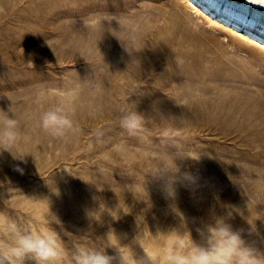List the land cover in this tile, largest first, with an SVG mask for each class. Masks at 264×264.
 <instances>
[{
	"label": "rangeland",
	"instance_id": "rangeland-1",
	"mask_svg": "<svg viewBox=\"0 0 264 264\" xmlns=\"http://www.w3.org/2000/svg\"><path fill=\"white\" fill-rule=\"evenodd\" d=\"M0 2V45L3 44L0 46V110L9 111L10 117L18 121L22 134L19 149L27 155L25 162L13 160L7 152L0 155V211L22 224L30 222L37 231L43 232L47 227L44 220L47 207L26 201L12 188L28 197H47L51 212L60 221L59 225L50 227L60 234L65 247L71 249L77 243H88L113 257L112 264H120L118 240L122 247L126 246L121 251L130 248L136 260L147 258L148 264H164L162 257L172 241L160 231L182 225L175 209L184 217L197 244L204 243L206 226L223 218L233 231L241 233L248 245L264 253V177H261L264 167L252 169L250 166L256 159L264 163V50L236 38L232 31L206 22L180 0ZM95 19L107 21L103 29L90 27V21ZM114 36L130 51L134 47L145 49L129 55ZM106 40L109 41L106 43ZM135 59L145 62L139 67ZM151 73L155 75L149 76ZM98 74L104 75L106 85ZM76 85L80 88L71 107L75 109L77 131L54 137L38 127L40 114L50 104L61 101V97L50 92ZM126 95L130 96L129 100ZM128 103L145 115L143 130L134 134L120 123ZM154 105L162 106L164 113ZM215 110L221 111L220 115ZM189 112L195 121L185 118ZM177 119L182 122L178 123ZM189 152L201 155L200 160L183 158ZM174 154L183 158L174 161L180 170L175 177L151 176ZM17 167L23 169V174L15 170ZM185 175L193 179H185ZM143 177L147 193L142 187ZM169 185L174 189L173 197L167 195ZM53 186L58 189V196L51 192ZM253 221L254 232L248 224ZM83 236L89 239H76ZM25 264H35V261L26 260Z\"/></svg>",
	"mask_w": 264,
	"mask_h": 264
},
{
	"label": "clouds",
	"instance_id": "clouds-1",
	"mask_svg": "<svg viewBox=\"0 0 264 264\" xmlns=\"http://www.w3.org/2000/svg\"><path fill=\"white\" fill-rule=\"evenodd\" d=\"M104 22L107 21L104 19L92 20L90 27L103 29ZM114 37L129 55L133 52L140 53L145 49L134 47L130 51L128 46L123 44L118 37ZM45 43L47 44V42ZM137 61L140 67V62ZM79 88L80 85H76L68 90H52L50 94L61 97V101L50 104L40 114L38 127L54 137H65L67 133L77 131L73 118L75 109L71 105ZM128 105L120 123L129 133L134 134L143 130L145 117L135 110L134 104L128 103ZM21 137L18 121L12 115L10 117L9 111L0 110V155L7 152L13 160L25 162L27 155H23L19 149ZM177 158L199 161L201 155L195 152H189L183 158L176 154L169 155L167 164L158 168L151 176L159 177L163 174H170L171 177H175L180 171L174 162ZM15 170L23 174V169L17 167ZM184 178L193 179L188 175H185ZM143 185L144 177L142 187L146 192ZM12 190L21 193L23 198L30 203L43 204L47 207V213L44 216L47 227L43 232L37 231L30 222L22 224L17 219L0 211V264H25L26 260L35 261V264H112L113 257L107 255L104 250H99L88 243H77L71 249L65 247L60 234L50 227L51 224L59 225L60 221L51 212V202L47 197H28L19 189L12 188ZM50 190L54 195H59L58 189L54 186ZM166 192L169 197L175 195L174 189L170 185L166 187ZM176 213H179L182 218V225L180 224L179 228L160 231L161 235L172 241V244L166 249V254L162 257L164 264H264V253L248 245L241 233L233 231L231 225L226 223L223 218H217L213 224L207 225L204 243L197 244L193 242L182 214L175 209ZM248 224L254 232V221ZM111 234L117 238L114 232ZM76 239L86 241L89 238L83 236ZM123 248L126 246L122 247L118 240L116 250L119 254L120 264H148L147 258L138 261L134 258L130 248L126 252L121 251Z\"/></svg>",
	"mask_w": 264,
	"mask_h": 264
},
{
	"label": "bare ground",
	"instance_id": "bare-ground-1",
	"mask_svg": "<svg viewBox=\"0 0 264 264\" xmlns=\"http://www.w3.org/2000/svg\"><path fill=\"white\" fill-rule=\"evenodd\" d=\"M1 1V0H0ZM4 1V0H3ZM181 2H182V4L183 5H185V6H187L190 10H193L195 13H197V15L199 14V16L200 17H203L205 20H206V22H211L212 24H217L221 29H223V30H229L232 34H233V36H235L236 38H242L243 40H245L246 42H250L251 44H254V45H257L258 47H259V49H261V50H264V6H262V5H260L259 3H257L256 2V0H180ZM0 3H2V2H0ZM3 4H4V2H3ZM45 9V8H44ZM31 20V19H30ZM45 20V19H44ZM42 21V20H41ZM37 22H39V21H37ZM15 30H13V32H14ZM16 34H18V32L17 33H15V35ZM19 37V36H18ZM11 38H13V36L11 37ZM19 38H21V37H19ZM7 39V38H6ZM14 39H17V38H15V36H14ZM4 40H5V38H4ZM3 40V41H4ZM117 40V39H116ZM5 41H8V40H5ZM10 41V40H9ZM21 41V40H20ZM107 41H109V40H106L105 42L107 43ZM12 42H14L15 43V41H13L12 40ZM82 42V41H81ZM114 42V41H113ZM112 42V43H113ZM119 42V41H118ZM16 43H18V42H16ZM20 43V42H19ZM89 43V42H88ZM7 44V43H6ZM2 43H1V47H2ZM5 46V45H4ZM88 46V45H87ZM85 47H86V45H85ZM105 47H106V44H105ZM108 48H109V46H108ZM107 48V49H108ZM78 49V48H77ZM81 50V49H80ZM81 52H83L82 50H81ZM86 52V54L88 53L87 52V50L85 51ZM85 52H84V54H85ZM90 52H91V50H90ZM95 52V51H94ZM103 52V51H102ZM114 52V51H113ZM78 53V52H77ZM99 53V52H98ZM106 53H107V51H106ZM110 53H111V51H110ZM116 53V52H115ZM84 54H83V56H84ZM91 54V53H90ZM100 54V53H99ZM105 53H103V55H104ZM114 54V53H113ZM88 55V54H87ZM86 55V56H87ZM102 55V54H101ZM102 55V56H103ZM106 55V54H105ZM104 55V57L106 58V56ZM111 55V54H110ZM79 56V55H78ZM81 56V55H80ZM79 56V57H80ZM86 56H85V58H86ZM99 56V55H98ZM101 56V57H102ZM117 56V55H116ZM134 56V55H133ZM136 56V55H135ZM154 56H156L157 58H158V56L157 55H154ZM88 57H91L90 55L88 56ZM88 57H87V63H88ZM95 57L96 56H94V59H95ZM130 57H132V56H130ZM81 58H82V56H81ZM97 58V57H96ZM129 60H130V58H129V56L127 57ZM145 59H146V57H144ZM148 58V57H147ZM91 59H93V58H91ZM112 59V58H111ZM149 59V58H148ZM154 59V58H153ZM153 59H151L152 61H154ZM79 60H81L80 58H79ZM85 60V59H84ZM97 60V59H96ZM103 60H105V59H103ZM110 60V59H109ZM116 60V59H115ZM118 60V59H117ZM124 60V59H123ZM125 60H126V57H125ZM124 60V61H125ZM108 61V60H107ZM124 61H122L123 63H125ZM128 61V60H127ZM126 61V62H127ZM156 61V60H155ZM154 61V62H155ZM90 62V61H89ZM92 62V61H91ZM100 62V61H99ZM102 62V61H101ZM106 62V61H105ZM115 62V61H114ZM141 62H145V61H141ZM140 62V63H141ZM93 63H95V62H93ZM122 63V64H123ZM149 63V62H148ZM89 64V63H88ZM111 64H112V62H111ZM115 64V63H114ZM120 65H121V63H119ZM118 64V65H119ZM133 65H134V62L132 63ZM154 64V63H153ZM167 64V63H166ZM92 65V64H91ZM94 65V64H93ZM110 65V64H109ZM124 65V64H123ZM137 65H138V63H137ZM146 65V64H145ZM149 64H147V67L148 68H150V66H148ZM141 66V65H140ZM152 66V65H151ZM93 67V66H92ZM92 67H91V69H92ZM95 68H96V66H94ZM93 67V68H94ZM109 67H111V65L109 66ZM134 67H135V65H134ZM168 67H170V65H168ZM89 68H90V66H89ZM100 68V67H99ZM103 68L104 67H102V70H103ZM115 68V67H114ZM116 68H117V66H116ZM154 68V67H153ZM164 68V67H163ZM122 69V68H121ZM138 68H136L135 70H137ZM140 69H142V68H140ZM166 69V68H165ZM94 70V69H93ZM100 70V69H99ZM98 70V71H99ZM104 70H107V69H104ZM110 70V69H109ZM117 70V69H116ZM119 70V69H118ZM126 70V69H125ZM91 70L89 69V71H88V73L90 72ZM112 71V70H111ZM143 71V70H142ZM147 71V70H146ZM149 71V70H148ZM170 71V70H169ZM114 72V71H113ZM150 72H152L151 71V69H150ZM161 72V71H160ZM165 72H167V70L165 71ZM104 73V72H103ZM108 73V72H107ZM121 72H119V74H120ZM144 73H145V70H144ZM153 73V72H152ZM152 73H151V75H149V76H154V75H152ZM168 73V72H167ZM105 74V73H104ZM111 74H112V72H111ZM114 74V73H113ZM141 74H142V72H141ZM146 74V73H145ZM157 74V73H156ZM90 75V74H89ZM99 75V74H98ZM123 75V74H122ZM136 75V74H135ZM143 75V74H142ZM147 75V74H146ZM159 75V74H158ZM161 75V74H160ZM168 75V74H167ZM172 75V74H171ZM178 75V74H177ZM177 75L175 76V77H177ZM180 75V74H179ZM102 77L101 79L99 78V77ZM104 76V75H103ZM103 76L102 75H99V77H96L97 79L99 78L100 80H102V82L104 83V81H103ZM139 76V75H138ZM193 76V75H192ZM94 77V76H93ZM106 77V76H105ZM108 77H110V75H109V73H108ZM120 77V76H119ZM125 77V76H124ZM126 77H128V76H126ZM145 77V76H144ZM147 77V76H146ZM174 77V76H173ZM174 77V78H175ZM181 77V76H180ZM200 77V76H199ZM107 78V77H106ZM111 78V77H110ZM116 78V77H115ZM149 77H147V79H148ZM165 79H166V77H164ZM178 78V77H177ZM176 78V79H177ZM99 79H98V81H99ZM114 79V78H113ZM137 79H140V77L139 78H137ZM153 79H154V77H153ZM156 79V78H155ZM162 80H163V78H161ZM172 79V78H171ZM176 79H175V81H176ZM105 80H107V79H105ZM108 80H109V78H108ZM115 80V79H114ZM157 80H159V78H157ZM94 81V80H93ZM110 81V80H109ZM116 81V80H115ZM120 81H121V78H120ZM124 81V80H123ZM161 81V80H160ZM164 81V80H163ZM172 81H174V80H172ZM170 82V83H173V82ZM178 81V80H177ZM189 80H187V81H185V82H188ZM192 81V80H191ZM191 81H189V82H191ZM199 81V80H198ZM155 82H157V81H155ZM162 82V81H161ZM165 82V81H164ZM179 82V81H178ZM181 82H183V81H181ZM180 82V83H181ZM184 82V83H185ZM102 83V84H103ZM110 83V82H109ZM118 83H119V79H118ZM123 83H125V82H123ZM130 83V82H129ZM111 85L110 86H112V85H114V84H112V83H110ZM160 84H162V83H160ZM164 84V83H163ZM169 84V83H168ZM175 84V83H174ZM177 84H179V83H177ZM182 84V83H181ZM186 84V83H185ZM104 85H106L105 83H104ZM122 85V84H121ZM166 85V84H165ZM101 87L103 86V85H100ZM110 86H109V88H110ZM115 86V85H114ZM117 86H118V84H117ZM116 86V87H117ZM123 86V85H122ZM130 86V85H129ZM133 86V85H132ZM137 85H135V87H136ZM156 86V85H155ZM158 86L159 85H157V88H158ZM161 86V85H160ZM169 85H167V87H168ZM194 86V85H193ZM196 86V85H195ZM194 86V87H195ZM100 87V88H101ZM139 87V86H138ZM146 87V86H145ZM175 87V86H174ZM177 87V86H176ZM181 87V86H180ZM179 87V88H180ZM205 87V86H204ZM207 87V86H206ZM205 87V89H207ZM119 88V87H118ZM143 88V87H142ZM142 88H140L141 90H142ZM147 88V87H146ZM156 88V87H155ZM155 88H152V89H155ZM165 88V87H164ZM182 88H183V86H182ZM186 88H188V87H186ZM107 89V88H106ZM116 89V88H115ZM121 89H122V87H121ZM160 89V88H159ZM162 89V88H161ZM166 89V88H165ZM171 89H172V87H171ZM174 89V88H173ZM209 89V88H208ZM105 90V89H104ZM109 90V89H108ZM134 90V89H133ZM151 90V89H150ZM149 90V91H150ZM176 90V88L174 89V91ZM189 90V89H188ZM187 90V91H188ZM197 90V89H196ZM201 90V89H200ZM102 91V90H101ZM111 91V90H110ZM119 91H121L120 89H119ZM138 91H139V95H140V90L138 89ZM137 90H136V92H138ZM147 91V90H146ZM155 91V90H154ZM160 91V90H159ZM161 91H163V89L161 90ZM194 91V90H193ZM106 92H108V91H106ZM113 92V91H112ZM127 93H128V91H126ZM134 92V91H133ZM135 92V93H136ZM157 92V91H156ZM171 92H172V90H171ZM176 92H179L178 90L176 91ZM192 92V91H191ZM109 93V92H108ZM117 93V92H116ZM119 93V92H118ZM149 93V92H148ZM152 93H153V91H152ZM160 93V92H159ZM158 93V94H159ZM161 93H163V92H161ZM161 93H160V95H161ZM175 93V92H174ZM180 93V92H179ZM183 93V92H182ZM185 93V92H184ZM183 93V94H184ZM194 93V92H193ZM197 93V92H196ZM199 93H201V92H199ZM198 93V94H199ZM111 94V93H110ZM113 94V93H112ZM147 94V93H146ZM170 94V93H169ZM168 94V95H169ZM173 94V93H172ZM210 94L212 95V93H211V90H210ZM118 95V94H117ZM121 95V94H120ZM138 95V96H139ZM153 95H155V99H156V94H154L153 93ZM177 95H179L178 93H177ZM185 95H186V93H185ZM197 95V94H196ZM208 95V94H207ZM211 95H209L210 96V98H211ZM216 95V94H215ZM105 96L106 95H104V98H105ZM114 96V95H113ZM127 96V99H128V97H130V96H128V95H126ZM132 96V95H131ZM135 96V95H134ZM140 96H142V95H140ZM143 96H145L144 94H143ZM147 96H149V95H147ZM179 96H181V95H179ZM179 96H177V97H179ZM184 96V95H183ZM203 96H205L204 94H203ZM208 96V97H209ZM119 97V96H118ZM117 97V98H118ZM124 97V96H123ZM122 97V95H121V97L120 98H123ZM137 97V96H136ZM169 97H171V94H170V96ZM173 97V96H172ZM182 97V96H181ZM187 97V96H186ZM201 97V96H200ZM214 97V96H213ZM212 97V98H213ZM113 98H115V97H113ZM116 98V99H117ZM132 98H134V97H132ZM138 98V97H137ZM140 98V97H139ZM146 98V97H145ZM144 98V99H145ZM157 98H159V97H157ZM175 98V97H174ZM192 98V97H191ZM197 98V97H196ZM216 98V97H215ZM112 99V98H111ZM124 99V98H123ZM123 99H121V100H123ZM131 99V98H130ZM142 99V98H141ZM184 99V98H183ZM194 99V98H193ZM110 100V99H109ZM115 100V99H114ZM119 101H120V99H118ZM129 100V99H128ZM133 100V99H132ZM136 100V99H135ZM145 100H147V99H145ZM144 100V101H145ZM150 100V99H149ZM148 100V101H149ZM153 100V99H152ZM162 99L160 98V101H161ZM164 100V99H163ZM178 101H180L181 100V98H180V100H179V98L177 99ZM186 100H188V99H186ZM205 100V99H204ZM212 100V99H211ZM233 100V99H232ZM107 102H109L108 100H106ZM105 101V102H106ZM124 101L125 102H127L126 101V99H124ZM154 101V100H153ZM158 101V100H157ZM159 101V102H160ZM167 101H169V100H167ZM167 101H165V102H167ZM174 101V100H173ZM178 101H176V102H178ZM194 101V100H193ZM192 101V102H193ZM220 101V100H219ZM223 101V100H222ZM221 101V103H223ZM113 102V101H112ZM121 102V101H120ZM123 102V101H122ZM136 102V101H135ZM143 103V101L142 100H140V104L142 105V103ZM164 102V101H163ZM170 102H172V100H170ZM189 102V101H188ZM204 102V101H203ZM109 103H111V102H109ZM114 103V102H113ZM115 103H116V100H115ZM153 103V102H152ZM185 103V102H184ZM206 103V102H205ZM208 103V102H207ZM206 103V104H207ZM225 103V102H224ZM223 103V104H224ZM228 103V102H227ZM108 104V103H107ZM127 104V103H126ZM137 104V103H136ZM149 104V103H148ZM156 104H158L157 102H156ZM164 104V103H163ZM162 104V105H163ZM170 104H172V103H170ZM177 104V103H176ZM191 104V103H190ZM190 104H187V105H190ZM214 104V103H213ZM220 104V103H219ZM146 105H147V103H146ZM161 105V104H160ZM183 105V104H182ZM205 105V104H204ZM211 105V104H210ZM216 105H218V104H216ZM231 104H229V106H230ZM236 105H237V103H236ZM117 106V105H116ZM138 106V105H137ZM155 106V105H154ZM171 106V105H170ZM191 107H193L192 105H190ZM202 106V105H201ZM219 106V105H218ZM217 106V107H218ZM221 106V105H220ZM226 106H227V104H226ZM139 107V106H138ZM145 107V106H144ZM143 107V108H144ZM156 107V106H155ZM157 107H158V105H157ZM156 107V108H157ZM213 107V106H212ZM211 107V108H212ZM222 107H223V105H222ZM221 107V108H222ZM136 108V107H135ZM142 108V107H141ZM145 108H147V107H145ZM149 108H150V106H149ZM159 108V107H158ZM161 108H162V106H161ZM161 108H159L160 110H161ZM169 109H170V107H168ZM168 108H166V111H167V109ZM175 109H176V107H174ZM178 108V107H177ZM186 109L185 110H187L188 108L187 107H185ZM200 108V107H199ZM206 108V107H205ZM210 108V107H209ZM211 108H210V110H211ZM213 108H215V105H214V107ZM231 109L233 108V107H230ZM229 108V109H230ZM148 109V108H147ZM151 109H154L153 107L151 108ZM182 109V108H181ZM193 109V108H192ZM204 109V108H203ZM155 110V109H154ZM157 110V109H156ZM155 110V111H156ZM174 110V109H173ZM173 110H171V112L173 111ZM180 110V109H179ZM202 110V109H201ZM200 110V111H201ZM214 110V109H213ZM216 110H217V108H216ZM215 110V111H216ZM224 110H225V108H224ZM240 110V109H239ZM144 112H145V110H143ZM149 111V110H148ZM159 111V110H158ZM162 112H163V110H161ZM160 111V113H162ZM165 111V112H166ZM170 111V110H169ZM188 111H190V110H188ZM193 111H194V109H193ZM192 111V112H193ZM218 111V110H217ZM216 111V112H217ZM225 111H227V110H225ZM142 112V111H141ZM191 112V113H192ZM211 112V111H210ZM222 112H224V111H222ZM229 112V111H228ZM227 112V113H228ZM236 112V111H235ZM151 113V112H150ZM164 113V112H163ZM163 113H162V115H163ZM167 113H168V111H167ZM175 113H176V111H175ZM184 113V112H183ZM213 113V112H212ZM212 113H211V115L209 116L210 117V119H211V116H212ZM218 113V112H217ZM216 113V114H217ZM220 113H221V111H219V115H220ZM146 114H147V112H146ZM154 114V113H153ZM156 114V113H155ZM170 114V113H169ZM172 114V113H171ZM181 114V113H180ZM184 114H186V113H184ZM199 114V113H198ZM225 114H226V112H225ZM235 114V113H234ZM237 114V113H236ZM240 114V113H239ZM161 116V114H158V116ZM182 115V114H181ZM193 115V114H192ZM204 115V114H203ZM218 115V116H219ZM233 115V114H232ZM238 115V114H237ZM236 115V116H237ZM145 116V115H144ZM153 116H155V115H153ZM168 116V115H167ZM170 116V115H169ZM174 116V113H173V115H172V117ZM178 116H180V115H178ZM182 116H185V115H182ZM199 116V115H198ZM205 116H207V115H205ZM217 116V117H218ZM225 116V115H224ZM229 116V115H228ZM240 116V115H239ZM166 117V116H165ZM194 117H197L196 116V114H195V116ZM202 117V116H201ZM216 117V116H215ZM216 117V118H217ZM241 117H243L242 115H241ZM155 118V117H154ZM159 117H157V118H155V119H158ZM168 118V117H167ZM176 118V117H175ZM174 118V119H175ZM178 118V117H177ZM180 118H182L183 119V117H179V119ZM185 118H187V119H191V114H190V112H189V114H187V116L185 117ZM205 118V117H204ZM203 117H202V119H204ZM232 118H234V117H232ZM163 119V118H162ZM169 119V118H168ZM179 119H177V121H178V123L181 121H179ZM186 119V120H187ZM196 119V118H195ZM198 119V118H197ZM207 120H208V118H206ZM213 119V118H212ZM219 119V118H218ZM229 119V118H228ZM244 119V118H243ZM163 120H165V118L163 119ZM163 120L161 121L160 119H159V121H161V122H163ZM170 120V119H169ZM168 120V121H169ZM172 120H173V118H172ZM184 120V119H183ZM192 120V119H191ZM194 120V119H193ZM192 120V121H193ZM198 120H200V119H198ZM216 120V119H215ZM215 120H213V121H215ZM220 120V119H219ZM218 120V122H220L221 123V121H219ZM233 120V119H232ZM236 120H237V118H236ZM238 120H239V117H238ZM248 120V119H247ZM247 120H243V121H247ZM156 121V120H155ZM195 121V120H194ZM205 121V120H204ZM204 121H203V123H204ZM224 121H226V119L224 120ZM230 121H231V119H230ZM234 121V120H233ZM167 122V121H166ZM171 122V121H170ZM182 122V121H181ZM184 122V121H183ZM187 122V121H186ZM201 122V121H200ZM236 122H238V121H236ZM175 122L173 121V124H174ZM177 123V122H176ZM188 123V122H187ZM186 123V124H187ZM193 123V122H192ZM222 123H223V121H222ZM221 123V124H222ZM240 123V122H239ZM239 123H237V125L239 124ZM252 123V122H251ZM185 124V123H184ZM189 124V123H188ZM202 124V123H201ZM206 124V123H205ZM212 124V126L214 125L213 124V122L211 123ZM215 124H216V122H215ZM224 124V123H223ZM228 124V123H227ZM242 124V123H241ZM246 124V123H245ZM244 124V125H245ZM207 125H208V123H207ZM229 125V124H228ZM227 125V126H228ZM233 125V124H232ZM234 125H236V124H234ZM244 125H242V126H244ZM248 125H250V124H248ZM204 126V125H203ZM219 126H221L220 124H219ZM225 126V125H224ZM247 126V125H246ZM253 126H255V124H253ZM211 127V126H210ZM229 127V126H228ZM205 128V127H204ZM207 128V127H206ZM209 128V127H208ZM215 128V127H214ZM213 128V129H214ZM218 128V127H217ZM216 128V130L215 131H217L218 129ZM221 128V127H220ZM219 128V129H220ZM230 128V127H229ZM232 129H233V127H231ZM247 128V127H246ZM226 129V128H225ZM243 129V128H242ZM241 129V130H242ZM251 129H253V128H251ZM254 129H256V128H254ZM204 130H206V129H204ZM221 130V129H220ZM237 130H240V129H237ZM236 130V131H237ZM198 131H200L199 130V128H198ZM208 131V130H207ZM206 131V132H207ZM214 131V130H213ZM212 131V132H213ZM224 131V130H223ZM233 132L235 131V130H232ZM235 131V132H236ZM250 132H251V130H249ZM249 131H247L248 132V134H250L249 133ZM255 131V130H254ZM201 132V131H200ZM225 132H227V131H225ZM224 132V133H225ZM246 132V131H245ZM244 132V133H245ZM256 132V131H255ZM254 132V133H255ZM261 132V131H260ZM29 133V132H28ZM27 133V134H28ZM203 133H205V132H203ZM222 133V132H221ZM224 133H222V134H224ZM228 133V132H227ZM241 133H242V131H241ZM253 133V132H252ZM257 133H259V132H257ZM26 134V135H27ZM30 134V133H29ZM32 134H33V132H32ZM31 134V135H32ZM198 134H200V133H198ZM221 134V135H222ZM226 134V133H225ZM224 134V135H225ZM25 135V136H26ZM30 135V136H31ZM208 135V134H207ZM217 135V134H216ZM220 135V136H221ZM227 136H228V134H226ZM244 135V134H243ZM250 135H252V134H250ZM255 135V134H254ZM260 135V134H259ZM262 135V134H261ZM260 135V136H261ZM33 136V135H32ZM36 136V135H35ZM201 136V135H200ZM203 136V135H202ZM204 136H205V134H204ZM209 136V135H208ZM212 136V135H211ZM213 136H214V134H213ZM227 136H225V137H227ZM28 137V136H27ZM223 137V136H222ZM232 137H234L233 135H232ZM240 137V136H239ZM250 137V136H249ZM252 137H254V136H252ZM259 137V136H258ZM263 137H264V135H263ZM262 137V138H263ZM34 138H36V137H34ZM213 138H215V136L213 137ZM244 138V137H243ZM247 138V137H246ZM260 138V137H259ZM28 139V138H27ZM216 139H217V137H216ZM219 139V141H221L220 140V138H218ZM217 139V140H218ZM222 139V138H221ZM223 139H224V137H223ZM234 139V138H233ZM236 139V138H235ZM240 139V138H239ZM242 139V138H241ZM253 139V138H252ZM251 139V140H252ZM258 139V138H257ZM30 140V139H29ZM32 140V139H31ZM227 140H230L231 141V138H227ZM244 140V139H243ZM255 140V139H254ZM264 140V139H263ZM262 140V141H263ZM224 141H226V140H224ZM236 141V140H235ZM256 141H259V140H256ZM255 141V142H256ZM207 142V141H206ZM206 142H204V143H206ZM232 142H234V141H232ZM250 142V141H249ZM258 142H256V144H257ZM261 143V142H260ZM223 144V143H222ZM227 144H228V142H227ZM231 144V143H230ZM242 144V143H241ZM253 144H254V142H253ZM262 144V143H261ZM214 145V144H213ZM218 145V144H217ZM220 145V144H219ZM245 145V144H244ZM248 145V144H247ZM206 146V145H205ZM215 146V145H214ZM237 146V145H236ZM202 147H204V146H202ZM201 147V149L203 150V148ZM210 147H211V143H210ZM229 147V146H228ZM233 147V146H232ZM240 147V146H239ZM249 147H251V146H249ZM248 147V148H249ZM215 148V147H214ZM241 148V147H240ZM220 149V148H219ZM233 149V148H232ZM250 149V148H249ZM264 149V148H263ZM262 149V150H263ZM210 150H212V149H210ZM216 150V149H215ZM221 150V149H220ZM234 150V149H233ZM245 150V149H244ZM255 150V149H254ZM258 150V149H257ZM228 151V150H227ZM235 151H236V149H235ZM238 151V150H237ZM219 152V151H218ZM220 152H222V151H220ZM234 152V151H233ZM246 152H248L247 150H246ZM250 152H251V150H250ZM249 152V153H250ZM216 153V152H215ZM224 153V152H223ZM237 153V152H236ZM240 153H242V151L240 152ZM260 153V152H259ZM220 154H222V153H220ZM263 154H264V152H263ZM207 155V154H206ZM244 155V154H243ZM242 155V156H243ZM217 156H218V154H217ZM229 156V155H228ZM234 156V155H233ZM248 156V155H247ZM247 156L245 157V158H247ZM216 157V156H215ZM225 157V156H224ZM232 157V156H231ZM218 158V157H217ZM220 158V157H219ZM260 159V158H259ZM239 160H240V158H239ZM244 160V159H243ZM248 160V159H247ZM246 160V161H247ZM250 160H252L251 159V157H250ZM249 160V161H250ZM234 165V164H233ZM248 165V164H247ZM250 166H251V168L252 169H254V168H257L258 166H259V168H262V167H264V163L262 162V161H259V160H252L251 161V163H250ZM257 166V167H256ZM245 167V166H244ZM248 168V167H247ZM246 168V169H247ZM244 170V169H243ZM258 170V169H257ZM255 171V170H254ZM255 173V172H254ZM260 173V172H259ZM262 173V172H261ZM253 174V173H252ZM257 174V173H256ZM255 174V175H256ZM258 175V174H257ZM261 175V174H260ZM253 176V175H252ZM258 177V176H257ZM257 177H255V178H257ZM261 177H264V176H261ZM261 177H260V179H261ZM256 181V180H255ZM261 183V182H260ZM261 185H262V183H261Z\"/></svg>",
	"mask_w": 264,
	"mask_h": 264
},
{
	"label": "snow or ice",
	"instance_id": "snow-or-ice-1",
	"mask_svg": "<svg viewBox=\"0 0 264 264\" xmlns=\"http://www.w3.org/2000/svg\"><path fill=\"white\" fill-rule=\"evenodd\" d=\"M257 3H259L260 5L264 6V0H256Z\"/></svg>",
	"mask_w": 264,
	"mask_h": 264
}]
</instances>
